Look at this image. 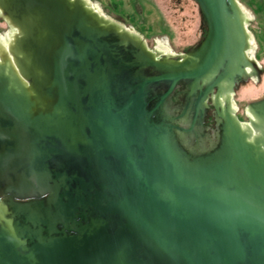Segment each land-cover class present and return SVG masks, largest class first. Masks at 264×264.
<instances>
[{
    "label": "water",
    "instance_id": "water-1",
    "mask_svg": "<svg viewBox=\"0 0 264 264\" xmlns=\"http://www.w3.org/2000/svg\"><path fill=\"white\" fill-rule=\"evenodd\" d=\"M174 55L85 0H0V264H264V98L238 0Z\"/></svg>",
    "mask_w": 264,
    "mask_h": 264
},
{
    "label": "rangeland",
    "instance_id": "rangeland-1",
    "mask_svg": "<svg viewBox=\"0 0 264 264\" xmlns=\"http://www.w3.org/2000/svg\"><path fill=\"white\" fill-rule=\"evenodd\" d=\"M102 14L131 28L152 49L163 41L174 55L186 52L198 44L204 35L198 7L193 0H90ZM249 14L247 30L254 41V59L261 67L259 82L240 85L233 103L240 121L246 122V105L264 98V0H238ZM8 26L0 19V34ZM158 38V40H157Z\"/></svg>",
    "mask_w": 264,
    "mask_h": 264
},
{
    "label": "bare ground",
    "instance_id": "bare-ground-1",
    "mask_svg": "<svg viewBox=\"0 0 264 264\" xmlns=\"http://www.w3.org/2000/svg\"><path fill=\"white\" fill-rule=\"evenodd\" d=\"M89 5H91L97 12H99L100 14H102V12L100 11V9L98 8V6L96 5V4H94V3H92V2H90V0H85ZM244 10V9H243ZM244 13H245V16H246V19L248 20V22H249V20H250V18H249V14H248V12L247 11H245L244 10ZM103 15V14H102ZM132 30V29H131ZM13 34V31L11 30V29H9L5 34H0V42L1 43H3V44H5L10 38H11V35ZM157 40H158V38H157ZM154 44H155V49H157V50H159L160 52H162V53H167V54H172V52L169 50V48L167 47V45L165 44V42H163V41H158V44L157 43H155L154 42ZM254 46H255V44H254V41H253V39L251 38V50L248 52V55L250 56V57H253L254 58ZM234 107H235V109H236V111H237V108H236V106L234 105ZM248 115V114H247Z\"/></svg>",
    "mask_w": 264,
    "mask_h": 264
}]
</instances>
